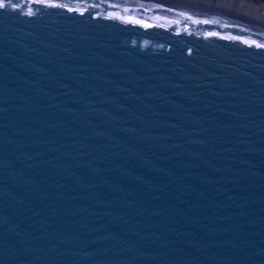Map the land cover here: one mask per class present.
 Listing matches in <instances>:
<instances>
[{
	"label": "water",
	"instance_id": "obj_1",
	"mask_svg": "<svg viewBox=\"0 0 264 264\" xmlns=\"http://www.w3.org/2000/svg\"><path fill=\"white\" fill-rule=\"evenodd\" d=\"M0 3V264H264V24Z\"/></svg>",
	"mask_w": 264,
	"mask_h": 264
},
{
	"label": "bare ground",
	"instance_id": "obj_2",
	"mask_svg": "<svg viewBox=\"0 0 264 264\" xmlns=\"http://www.w3.org/2000/svg\"><path fill=\"white\" fill-rule=\"evenodd\" d=\"M201 2L211 3L235 15L264 24V4L251 0H201Z\"/></svg>",
	"mask_w": 264,
	"mask_h": 264
},
{
	"label": "trees",
	"instance_id": "obj_3",
	"mask_svg": "<svg viewBox=\"0 0 264 264\" xmlns=\"http://www.w3.org/2000/svg\"><path fill=\"white\" fill-rule=\"evenodd\" d=\"M251 1H254V2H258V3H262V4H264V0H251Z\"/></svg>",
	"mask_w": 264,
	"mask_h": 264
},
{
	"label": "snow or ice",
	"instance_id": "obj_4",
	"mask_svg": "<svg viewBox=\"0 0 264 264\" xmlns=\"http://www.w3.org/2000/svg\"><path fill=\"white\" fill-rule=\"evenodd\" d=\"M4 7L3 3H0V8Z\"/></svg>",
	"mask_w": 264,
	"mask_h": 264
},
{
	"label": "rangeland",
	"instance_id": "obj_5",
	"mask_svg": "<svg viewBox=\"0 0 264 264\" xmlns=\"http://www.w3.org/2000/svg\"><path fill=\"white\" fill-rule=\"evenodd\" d=\"M254 2V1H253ZM256 3H258V2H256ZM260 4H262V3H260Z\"/></svg>",
	"mask_w": 264,
	"mask_h": 264
}]
</instances>
